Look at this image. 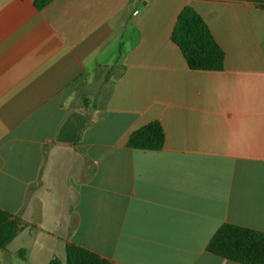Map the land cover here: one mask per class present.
<instances>
[{"label": "crops", "instance_id": "obj_1", "mask_svg": "<svg viewBox=\"0 0 264 264\" xmlns=\"http://www.w3.org/2000/svg\"><path fill=\"white\" fill-rule=\"evenodd\" d=\"M0 0V264H237L207 251L264 232V10L252 0ZM192 7L225 52L192 71L172 33ZM159 122L161 151L127 147Z\"/></svg>", "mask_w": 264, "mask_h": 264}, {"label": "trees", "instance_id": "obj_2", "mask_svg": "<svg viewBox=\"0 0 264 264\" xmlns=\"http://www.w3.org/2000/svg\"><path fill=\"white\" fill-rule=\"evenodd\" d=\"M49 0H40L38 8ZM264 10V0H252ZM176 44L192 71L221 72L225 69V52L215 41L207 23L192 8L180 13L172 33ZM165 131L153 122L134 132L127 147L138 151H161L165 145ZM21 222L10 213L0 210V249L6 250L20 231ZM207 251L237 264H264V232L233 225H223L207 246ZM50 264H62L54 259ZM66 264H114L111 261L73 243L66 246Z\"/></svg>", "mask_w": 264, "mask_h": 264}, {"label": "rangeland", "instance_id": "obj_3", "mask_svg": "<svg viewBox=\"0 0 264 264\" xmlns=\"http://www.w3.org/2000/svg\"><path fill=\"white\" fill-rule=\"evenodd\" d=\"M18 264H28V263H25V262H19Z\"/></svg>", "mask_w": 264, "mask_h": 264}]
</instances>
